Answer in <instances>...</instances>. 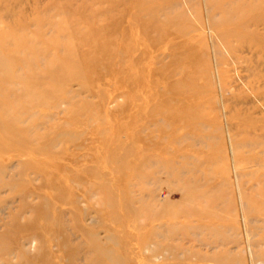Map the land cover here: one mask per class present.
Wrapping results in <instances>:
<instances>
[{"label": "rangeland", "instance_id": "1", "mask_svg": "<svg viewBox=\"0 0 264 264\" xmlns=\"http://www.w3.org/2000/svg\"><path fill=\"white\" fill-rule=\"evenodd\" d=\"M1 179L0 264H264V0H0Z\"/></svg>", "mask_w": 264, "mask_h": 264}, {"label": "bare ground", "instance_id": "2", "mask_svg": "<svg viewBox=\"0 0 264 264\" xmlns=\"http://www.w3.org/2000/svg\"><path fill=\"white\" fill-rule=\"evenodd\" d=\"M177 56V55H176ZM168 83H169V85H173V89H174V87H176V83H174V82H172L171 80H169L168 81ZM170 92H171V94H172V96H177V94L178 93H175V95L173 94V92H175L174 90H170ZM29 137V136H28ZM1 182H2V179L0 180V184H1ZM59 185H61L60 183H58ZM58 184H56L55 185V187L57 188L58 187ZM244 212V211H243ZM247 218V217H246ZM246 224V223H245ZM245 233H246V235L247 236H250L251 235V229L249 228V226H245ZM2 242H0V254H2V255H4V254H6V253H8V251H10V250H12V249H10V247H8V245L7 244H4V243H2ZM6 243V242H5ZM249 243V249L250 248H252L253 247V244L252 243H250V242H248ZM12 253V251L9 253V254H11ZM102 262L101 261H97V264H101ZM31 264V263H30ZM96 264V263H95Z\"/></svg>", "mask_w": 264, "mask_h": 264}]
</instances>
